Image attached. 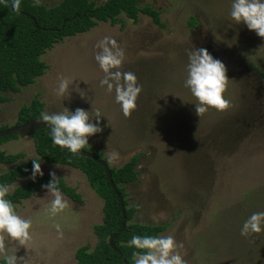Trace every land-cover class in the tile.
<instances>
[{"label": "rangeland", "instance_id": "obj_1", "mask_svg": "<svg viewBox=\"0 0 264 264\" xmlns=\"http://www.w3.org/2000/svg\"><path fill=\"white\" fill-rule=\"evenodd\" d=\"M91 1L100 5L107 0ZM232 2L140 0V7L161 12L163 26L143 14L137 23L122 16L124 26L100 23L66 37L41 57L48 66L45 74L20 93L6 94L10 101L0 104V130L15 126L20 109L36 96L49 114L81 108L92 123L97 122L92 111L99 109L102 131L89 137L86 147L107 161L117 153L119 160L109 164L114 168L138 158V180L124 185L129 207L138 208L132 222L167 225L160 236L172 235L183 243L187 264H264V224L259 234L241 235L244 222L264 212V39L231 19ZM105 36L125 53L121 71L133 72L142 87L130 117L115 102V92L100 85L104 73L95 60L96 45ZM193 47L207 49L226 66L228 110L196 115L197 101L185 87L187 52ZM61 77L70 80L69 91L57 97ZM0 149L25 153L18 163L39 157L32 136L18 135ZM17 164H2L0 174ZM40 167L42 176L55 173L82 201L61 192L69 207L54 217L45 211L52 199L47 189L15 204L18 215L32 220V240L27 249L6 238L7 251L27 264H77L76 251L97 244L94 227L103 222L104 201L82 171L44 160ZM32 176L13 182L9 194Z\"/></svg>", "mask_w": 264, "mask_h": 264}, {"label": "trees", "instance_id": "obj_2", "mask_svg": "<svg viewBox=\"0 0 264 264\" xmlns=\"http://www.w3.org/2000/svg\"><path fill=\"white\" fill-rule=\"evenodd\" d=\"M139 2L140 0H107L98 5L91 0H63L55 6L42 3L39 7H33V0H21L19 14L14 13L10 6L5 7L0 4V104L10 101L6 94L20 93L23 87L33 85L37 78L45 74L48 66L41 57L66 37L87 33L100 23L124 26L126 22L122 16L137 23L140 15L143 14L152 18L155 24L163 26L161 12L150 5L140 7ZM41 112H45V105L36 96L30 104L20 109L16 125H23L40 118ZM6 129H8L7 126L1 128V130ZM17 137L18 134H12L0 138V145ZM32 138L39 156L37 159L18 163L25 159V153L8 154L0 149V170L2 164L18 163L9 171L0 174V184L11 185L19 178L31 176L34 161L44 160L49 164L65 165L82 171L91 188L104 201L103 222L94 227L98 238L97 244L93 249L89 244L80 247L75 255L77 264H125L122 256L130 264H134L132 254L135 249L127 246L131 237L133 235L160 236L161 232L166 230L167 225L132 222L138 208L129 207L124 185L138 180L137 157L132 158L122 167H111L116 185L114 190L101 165L92 159L73 155L54 145L50 130L42 127L32 135ZM82 150L90 151L98 158L107 161L103 153L97 154L87 147ZM50 181V175L31 179L6 198L15 206L46 189L43 186ZM58 188L72 201L76 203L82 201L76 189L68 186L63 179L59 180ZM119 198H122V203ZM122 204L125 207L126 226L120 236L113 241L114 248H112L109 241L119 232L123 224ZM1 263L5 264V260L0 259Z\"/></svg>", "mask_w": 264, "mask_h": 264}, {"label": "clouds", "instance_id": "obj_3", "mask_svg": "<svg viewBox=\"0 0 264 264\" xmlns=\"http://www.w3.org/2000/svg\"><path fill=\"white\" fill-rule=\"evenodd\" d=\"M5 7L10 6L16 14L20 13L21 0H0ZM42 5V0H33V7ZM230 17L236 24H245L250 31L264 39V0H233ZM96 47L99 51L95 60L104 73L100 81L101 87L106 86L107 92H115V102L120 105L125 117H130L136 109V101L142 91L133 72L121 71L125 53L111 37L105 36ZM187 78L185 87L197 101L195 113L198 117L204 115L209 109L223 112L232 105L226 99L229 78L227 68L220 60L205 48H191L187 52ZM70 80L59 78L55 90L57 97L65 96L69 91ZM96 123H92L90 113L77 108L74 113L67 108L63 112L49 114L40 113L38 122H43L50 129V136L54 145L61 149L69 150L73 155L81 153L88 146V138L102 131L99 120L102 117L99 109H93ZM119 160L117 153L113 152L108 157L109 164ZM43 175L40 162L33 163V176ZM51 181L44 185L49 196L52 197L45 211L50 216H56L69 207L67 200L62 196L55 173H50ZM11 185L0 184V254L3 255L5 264H27V260L18 259L16 253L7 251L6 238L11 243L27 248L32 240V220L25 219L17 214L15 206L6 197L9 195ZM155 219V217H154ZM264 224V212L253 213L242 225L241 235L248 237L259 234ZM57 233L62 238L63 233L59 224L55 225ZM128 247L134 248V264H187L181 255L183 243H177L172 235L167 236H140L133 235L128 242ZM28 249V248H27Z\"/></svg>", "mask_w": 264, "mask_h": 264}, {"label": "water", "instance_id": "obj_4", "mask_svg": "<svg viewBox=\"0 0 264 264\" xmlns=\"http://www.w3.org/2000/svg\"><path fill=\"white\" fill-rule=\"evenodd\" d=\"M28 15V14H27ZM34 24H36L35 20H34ZM40 118H37L35 120L29 121L23 125H15L13 127H10L6 130H0V138L3 137H8L12 134H18V135H22V136H32L37 130H39L40 128H45V129H49V127L47 125H45L43 122H38ZM67 150V149H65ZM69 151V150H67ZM70 152V151H69ZM78 156L84 157V158H89L94 160L96 163H98L99 165H101L105 171H106V175L109 179L110 185L111 187L116 190V185L114 184V180H113V176H112V171H111V167L109 165V163L107 161H105L104 159H100L98 158L94 153L87 151V150H81L80 154H77ZM117 195H119V192L116 191ZM120 202L122 203V198H119ZM122 213L124 215V219H123V224L121 229L119 230L118 233H116L111 239H110V246L112 248H114V244L113 241L116 240L120 234L123 232L124 228H125V223H126V216H125V207L122 204ZM121 254V253H120ZM123 262L125 264H130L126 258L124 256H122Z\"/></svg>", "mask_w": 264, "mask_h": 264}]
</instances>
